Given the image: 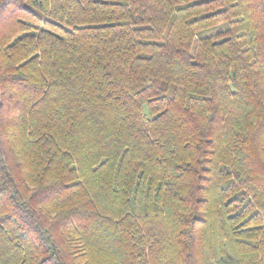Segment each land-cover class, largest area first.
<instances>
[{"label": "trees", "instance_id": "1", "mask_svg": "<svg viewBox=\"0 0 264 264\" xmlns=\"http://www.w3.org/2000/svg\"><path fill=\"white\" fill-rule=\"evenodd\" d=\"M0 264H264V0H0Z\"/></svg>", "mask_w": 264, "mask_h": 264}]
</instances>
